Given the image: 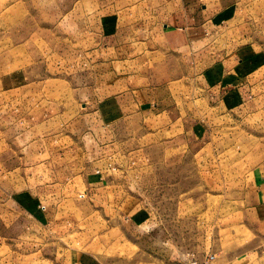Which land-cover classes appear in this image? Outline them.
Listing matches in <instances>:
<instances>
[{
    "label": "rangeland",
    "instance_id": "1",
    "mask_svg": "<svg viewBox=\"0 0 264 264\" xmlns=\"http://www.w3.org/2000/svg\"><path fill=\"white\" fill-rule=\"evenodd\" d=\"M134 1L0 10V264H177L207 252L264 264V104L221 100L214 51H149L136 67L162 103L200 118L198 136L147 134L126 116L81 140L64 129L96 80L100 33L131 26L121 37L136 55L149 46L138 34L147 8ZM262 1L221 18L220 53L264 32ZM124 6L136 9L125 19Z\"/></svg>",
    "mask_w": 264,
    "mask_h": 264
},
{
    "label": "crops",
    "instance_id": "2",
    "mask_svg": "<svg viewBox=\"0 0 264 264\" xmlns=\"http://www.w3.org/2000/svg\"><path fill=\"white\" fill-rule=\"evenodd\" d=\"M35 0H0V10L15 5L24 11L26 4ZM123 4V0H118ZM136 6L145 4V15L150 24L142 25L140 42L149 44L136 55L137 46L121 35L128 34L131 26H119L103 31L100 42L89 48L97 77L87 87L82 108L64 122V129L74 140H81L95 132L106 131L115 122L128 117L143 120L147 134L195 132L199 135L202 122L191 113L182 112L177 104L162 103L161 87L137 81L146 75L138 69L149 51L178 52L208 49L214 51V67L221 70L217 83L219 97L227 105L264 104V32L247 34L245 40L236 41L234 47L220 53L219 29L221 18H233L236 11L255 8L262 0H138ZM253 5V6H252ZM251 8V9H252ZM258 9V8H257ZM255 9V11L257 10ZM136 9H120L119 17L128 18ZM258 12V10H257ZM21 16V14H20ZM145 20V19H144ZM99 34V33H98ZM245 38V37H244ZM129 39H132L130 37ZM82 97V96H79ZM125 117V118H126ZM143 118V119H142ZM142 125V124H140ZM97 172L100 169L96 170ZM257 186L258 198L264 197V168ZM47 209L48 205H44ZM46 209V210H47ZM175 264V263H174ZM179 264V263H177Z\"/></svg>",
    "mask_w": 264,
    "mask_h": 264
},
{
    "label": "built area",
    "instance_id": "3",
    "mask_svg": "<svg viewBox=\"0 0 264 264\" xmlns=\"http://www.w3.org/2000/svg\"><path fill=\"white\" fill-rule=\"evenodd\" d=\"M216 253L215 252H207L202 256H197L194 253H189L186 262H182L179 264H216Z\"/></svg>",
    "mask_w": 264,
    "mask_h": 264
}]
</instances>
